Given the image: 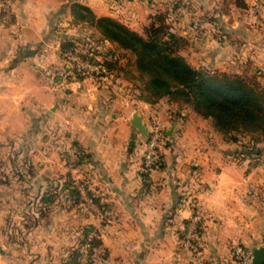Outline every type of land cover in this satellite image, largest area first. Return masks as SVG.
I'll use <instances>...</instances> for the list:
<instances>
[{
    "label": "crops",
    "instance_id": "1",
    "mask_svg": "<svg viewBox=\"0 0 264 264\" xmlns=\"http://www.w3.org/2000/svg\"><path fill=\"white\" fill-rule=\"evenodd\" d=\"M75 3L137 31L162 5L153 0H13L15 21L0 26L1 138L29 132L34 117L42 128L50 127L52 152L60 153L67 143L83 155L82 174L74 180L89 184L99 199L104 264H175L192 215L190 199L205 213L197 264H236L234 245L264 246V149L260 158H241L237 153L243 145L223 135L212 118L168 96L147 102L139 86L121 75L74 76L63 65L62 45L77 36ZM247 3L263 6L264 0ZM240 24L239 17L221 38L202 31L197 51L202 69L228 70L261 59L264 43L251 36L248 26L238 29ZM136 115L148 129L153 117L166 126L161 165L152 173L140 169L148 137L133 125ZM37 178L45 180L42 174ZM0 251V264H11Z\"/></svg>",
    "mask_w": 264,
    "mask_h": 264
},
{
    "label": "rangeland",
    "instance_id": "2",
    "mask_svg": "<svg viewBox=\"0 0 264 264\" xmlns=\"http://www.w3.org/2000/svg\"><path fill=\"white\" fill-rule=\"evenodd\" d=\"M153 1L162 4L155 10V16H163L156 22L161 27L162 35L170 37L173 34L180 38L179 53L189 64L201 71L204 69L199 66L197 51L199 52L202 31L221 38L240 17L244 25L242 27L240 24L237 28L243 30L245 25L248 26L251 36L260 38L264 43V5L260 3L249 5L247 0ZM12 5L13 0H0V26L13 25L15 15ZM243 13L246 17L241 16ZM75 23L73 28L77 29V36L71 38L76 51L72 48L67 53L91 56L93 61L101 63L111 59L116 67L111 72L108 71V77L113 75V78H117L121 75L124 80L138 86L143 85L144 81L136 67L135 54L108 41L106 45H102L101 34L97 29L87 23ZM152 23L147 22L145 27L135 31L145 35L146 29ZM246 31L249 33V30ZM103 46L113 49L114 57H106ZM93 49L101 54L95 53ZM260 56V60L246 64L236 63V66L228 70L208 71L238 74L252 83L257 82L264 86V53ZM62 59L63 65H68L74 76L85 77L77 74V61L69 59L65 54ZM86 77L94 79L97 75ZM40 123L32 117L29 132L5 135L3 138L0 136V249L3 248L6 256H10L11 264H104L106 252L100 247V225L104 218L101 213H96L100 210L99 199L95 197L96 194L89 184L74 180V177L82 174L79 164L83 155L74 151V147H67V143L60 153L52 152L50 127L42 128ZM255 136L261 140L257 147L264 149V135L257 133ZM252 137L253 134L249 133L244 137L248 145L253 143ZM41 145H47V148L41 149ZM242 152L243 150L237 155L244 158ZM259 156L251 157L257 159ZM41 174L44 175V182L37 178ZM252 189L257 194L261 193L259 188ZM72 191H77L78 194ZM188 202L192 217L193 203L197 201L190 199ZM188 224L185 226L181 249L175 254L177 264L198 263L195 258L199 256V239L203 228L200 234L198 232L191 239L187 235Z\"/></svg>",
    "mask_w": 264,
    "mask_h": 264
},
{
    "label": "trees",
    "instance_id": "3",
    "mask_svg": "<svg viewBox=\"0 0 264 264\" xmlns=\"http://www.w3.org/2000/svg\"><path fill=\"white\" fill-rule=\"evenodd\" d=\"M71 8L76 21L87 23L100 32L102 45L108 41L135 54L136 67L144 81L138 87L143 100L154 103L168 96L179 104L190 105L200 115L212 118L215 127L229 140L239 141L243 145V154L259 156L262 153L257 147L261 140L255 135H264V86L238 74L201 71L193 67L179 53L181 39L173 34L163 36L161 27L156 25L162 15L155 16L142 35L117 19L96 16L80 3ZM103 47L106 57H114L113 49ZM72 48L76 51L73 41H64L63 52ZM86 57L93 61V57ZM102 64L107 67V73L96 74L100 78L108 76V71L116 67L111 59ZM247 133L253 134V143L249 145L244 138Z\"/></svg>",
    "mask_w": 264,
    "mask_h": 264
},
{
    "label": "built area",
    "instance_id": "4",
    "mask_svg": "<svg viewBox=\"0 0 264 264\" xmlns=\"http://www.w3.org/2000/svg\"><path fill=\"white\" fill-rule=\"evenodd\" d=\"M69 59L77 61L76 71L78 75L88 76L107 73V69L99 61H91L85 56L74 55L73 52L65 53ZM167 140V130L164 123L158 118L153 117L149 125V137L145 143V149L143 154V160L141 163V171L146 173H152L161 165L162 155ZM194 215L190 219V223L187 227L188 238H195L196 235L200 234L203 228V221L205 219V213L203 206L195 202ZM234 257L237 264H253V253L242 245H236L234 247Z\"/></svg>",
    "mask_w": 264,
    "mask_h": 264
},
{
    "label": "water",
    "instance_id": "5",
    "mask_svg": "<svg viewBox=\"0 0 264 264\" xmlns=\"http://www.w3.org/2000/svg\"><path fill=\"white\" fill-rule=\"evenodd\" d=\"M204 71V70H203ZM133 125H135L144 135L149 137V129L144 124L143 119L136 115L132 120ZM253 253V264H264V246L257 247L252 250Z\"/></svg>",
    "mask_w": 264,
    "mask_h": 264
}]
</instances>
